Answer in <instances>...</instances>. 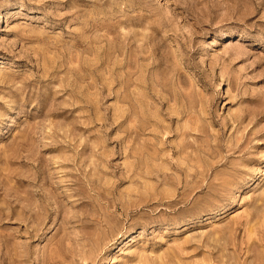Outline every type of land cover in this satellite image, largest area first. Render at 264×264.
I'll list each match as a JSON object with an SVG mask.
<instances>
[{"label":"rangeland","instance_id":"374dc122","mask_svg":"<svg viewBox=\"0 0 264 264\" xmlns=\"http://www.w3.org/2000/svg\"><path fill=\"white\" fill-rule=\"evenodd\" d=\"M0 264H264V0H0Z\"/></svg>","mask_w":264,"mask_h":264}]
</instances>
